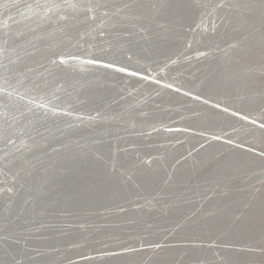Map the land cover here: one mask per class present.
<instances>
[{"label":"bare ground","instance_id":"1","mask_svg":"<svg viewBox=\"0 0 264 264\" xmlns=\"http://www.w3.org/2000/svg\"><path fill=\"white\" fill-rule=\"evenodd\" d=\"M170 1L172 5L184 2ZM159 2L166 0H69V4L68 0H0V9L5 7L0 11L4 45L0 50V264L53 262L61 246L54 245L59 231H65L64 240L69 241L83 228L76 227L78 223L90 225L97 214L102 216L136 191L147 194L142 184L152 178L141 176L147 162L172 154L168 148L178 140L170 138L167 147L165 133L145 129L156 130L166 121L203 125L191 112H203L201 119L206 122L210 105L221 93V54L231 45L230 35L238 33V41L239 32L232 25L206 30L211 26V8L218 4L214 0L204 6L203 17L192 19L181 35L174 36L170 52L162 53L156 62L146 59L141 70L127 68L122 62L126 56L132 61L129 53L134 50L136 57L137 41L144 44V36L152 35L140 31L144 23L154 20ZM164 10L157 7V11ZM15 14L20 17L10 18ZM6 19L9 25L2 28ZM89 25L101 31L94 33L90 43L86 41V47L82 31ZM201 28L199 39L189 46L192 34ZM25 35H30L29 41H24ZM80 47L86 57L70 53ZM43 50L62 55L63 62L68 58L74 62L51 71L55 61L35 62V55L41 56ZM186 52L191 59L179 61ZM45 59L44 54L40 62ZM119 69L146 71L167 83L183 81L201 100L178 96L167 106L171 97L167 89L159 84L145 86L146 82L133 80ZM65 202L68 208L63 211ZM44 213L45 222L39 221ZM25 231L32 240L20 242ZM69 249L56 264H86L80 261L82 249Z\"/></svg>","mask_w":264,"mask_h":264},{"label":"rangeland","instance_id":"2","mask_svg":"<svg viewBox=\"0 0 264 264\" xmlns=\"http://www.w3.org/2000/svg\"><path fill=\"white\" fill-rule=\"evenodd\" d=\"M213 1L184 0L182 5L179 2L172 5L173 2L167 0L159 2L154 20L144 23L140 31H151L152 35L144 36V44L137 41L136 57L134 50L129 53L133 60L126 56L122 64L141 70L146 59L156 62L158 56L172 48L174 36L181 35L192 19L203 17L204 6ZM217 3L208 16L211 30L208 26L206 30L214 32L213 29L222 25L226 29L232 25L240 38L235 40L238 33L230 35L231 45L221 54V93L210 105L206 122L201 119L203 112H191L203 125L193 126L187 120L183 123L166 121L156 130L145 129L147 133L166 134L167 147L170 138L178 140L174 147L168 148L172 154L166 153L147 162V169L141 173L152 178L145 181L147 194L136 191V197L114 203L102 216L95 212L99 217L90 225L78 223L76 227H83V232H75L78 237L59 245L57 258L47 264H56L55 261H60L72 247L83 250L80 261L86 264H264V0H218ZM159 6L165 10L157 11ZM15 16L20 17V14L10 18ZM5 24L9 25V20L2 21V28ZM100 31L97 25H89L88 30L82 31L86 47L94 33ZM159 32H163L162 37ZM202 32L201 28L192 34L189 46L195 44ZM29 36L25 35L24 41H29ZM0 46L1 50L4 46L1 41ZM40 53L41 56L35 55L36 64L55 61L52 66L56 68L51 71L74 62L69 58L63 62L62 55H50L44 50ZM70 53L86 57L83 47L72 49ZM44 54L46 59L40 62ZM188 56L191 59L192 55L186 52L178 59L183 61ZM122 70L133 80L146 82L145 86L159 84L158 87L167 89L171 94L165 102L167 106L178 96L190 101L201 100L183 81L167 83L146 71ZM112 81L107 82V90ZM54 156L59 158L60 154ZM67 208L66 203L63 211Z\"/></svg>","mask_w":264,"mask_h":264},{"label":"water","instance_id":"3","mask_svg":"<svg viewBox=\"0 0 264 264\" xmlns=\"http://www.w3.org/2000/svg\"><path fill=\"white\" fill-rule=\"evenodd\" d=\"M142 186H147V184L144 182L143 184H142ZM95 212V211H94ZM20 215V214H19ZM45 213L44 214H42L41 215V217H40V219H38L39 221H42V222H45V219H46V217H45ZM64 230H65V227H64ZM77 235V234H76ZM75 235V236H76ZM64 236H65V231L62 233V234H60V231L58 232V238H57V241L55 242V244L54 245H65V244H67L66 243V241L64 240ZM74 236V237H75ZM22 237L23 238H21V239H19V241L20 242H23V240H26V241H28V240H32V236H30L29 235V233L27 232V231H25V232H22ZM73 237V238H74ZM12 240H10L9 241V243L11 242ZM40 249H41V246H40Z\"/></svg>","mask_w":264,"mask_h":264}]
</instances>
